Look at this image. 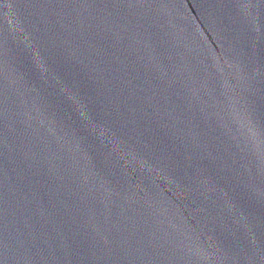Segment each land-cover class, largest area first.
I'll list each match as a JSON object with an SVG mask.
<instances>
[{
    "label": "water",
    "instance_id": "1",
    "mask_svg": "<svg viewBox=\"0 0 264 264\" xmlns=\"http://www.w3.org/2000/svg\"><path fill=\"white\" fill-rule=\"evenodd\" d=\"M0 264H264V0H0Z\"/></svg>",
    "mask_w": 264,
    "mask_h": 264
}]
</instances>
